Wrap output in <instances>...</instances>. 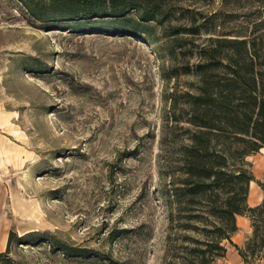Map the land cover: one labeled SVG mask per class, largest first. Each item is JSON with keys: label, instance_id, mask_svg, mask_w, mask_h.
<instances>
[{"label": "rangeland", "instance_id": "1", "mask_svg": "<svg viewBox=\"0 0 264 264\" xmlns=\"http://www.w3.org/2000/svg\"><path fill=\"white\" fill-rule=\"evenodd\" d=\"M166 3L170 18L148 41L48 29L19 0H0V264L176 263L163 138L190 125L211 49L224 57L232 39L264 42V0ZM164 25L183 30L166 36ZM215 61L222 78L227 61ZM248 159L264 181V154ZM62 243L99 255H68Z\"/></svg>", "mask_w": 264, "mask_h": 264}, {"label": "trees", "instance_id": "2", "mask_svg": "<svg viewBox=\"0 0 264 264\" xmlns=\"http://www.w3.org/2000/svg\"><path fill=\"white\" fill-rule=\"evenodd\" d=\"M19 1L48 29L142 37L148 41L155 27L171 15L166 0ZM163 27L166 36L183 30L180 26ZM232 40L228 43L233 53L223 57L216 48L211 49V63L199 65L203 75L190 105V125L167 127L162 141L167 243L176 252L175 264H217L227 253V243L239 250L245 264L264 257V199L255 206L248 203L250 183L255 179L248 158L264 147V42L258 37ZM234 45L242 49L236 51ZM218 57L227 61L221 63L225 69L222 78L215 73ZM175 171L178 180H168ZM257 182L264 192V181ZM238 215L247 216L252 228L242 246L232 241L239 229ZM27 235L34 238L38 234ZM14 236L11 232L9 243ZM60 248L68 255L97 253L65 243ZM4 255L0 253V257Z\"/></svg>", "mask_w": 264, "mask_h": 264}, {"label": "crops", "instance_id": "3", "mask_svg": "<svg viewBox=\"0 0 264 264\" xmlns=\"http://www.w3.org/2000/svg\"><path fill=\"white\" fill-rule=\"evenodd\" d=\"M258 153L264 154V147H262ZM249 157H251V156H249ZM263 199H264V192H263L261 186L257 182L252 180L250 183V191H249V196H248L249 205L250 206L258 205L259 203L262 202ZM237 224L239 226V229L233 235L232 241L234 239L237 242L236 243L237 245L242 246L241 244H244L245 241L247 240L248 236L251 235V233H252L251 221L245 215H238L237 216ZM241 227H244V231L246 230V233L244 235V240L240 242V241L236 240V237L240 236V231H242ZM219 259H221L220 264H245V262H244L242 256L240 255L239 251L233 253L230 251V249H228V246H227L226 255L224 257L219 258ZM219 259H218V261H219ZM218 261H217V264H218ZM257 264H264V257L262 259H260Z\"/></svg>", "mask_w": 264, "mask_h": 264}]
</instances>
